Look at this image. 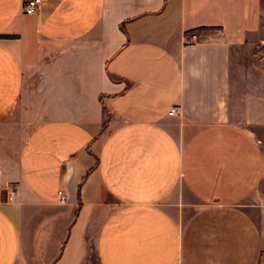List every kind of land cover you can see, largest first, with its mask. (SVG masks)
Here are the masks:
<instances>
[{
	"label": "crops",
	"instance_id": "crops-1",
	"mask_svg": "<svg viewBox=\"0 0 264 264\" xmlns=\"http://www.w3.org/2000/svg\"><path fill=\"white\" fill-rule=\"evenodd\" d=\"M23 2L0 0V264H262L264 0Z\"/></svg>",
	"mask_w": 264,
	"mask_h": 264
},
{
	"label": "built area",
	"instance_id": "built-area-1",
	"mask_svg": "<svg viewBox=\"0 0 264 264\" xmlns=\"http://www.w3.org/2000/svg\"><path fill=\"white\" fill-rule=\"evenodd\" d=\"M42 3V0H24L23 2V11L27 14H34L36 13L40 5ZM193 39H196V35H192ZM65 197H62V200H64Z\"/></svg>",
	"mask_w": 264,
	"mask_h": 264
},
{
	"label": "rangeland",
	"instance_id": "rangeland-1",
	"mask_svg": "<svg viewBox=\"0 0 264 264\" xmlns=\"http://www.w3.org/2000/svg\"><path fill=\"white\" fill-rule=\"evenodd\" d=\"M257 221L260 223V227L262 229L263 232V236H264V215L262 216H256ZM262 264H264V257H263V261Z\"/></svg>",
	"mask_w": 264,
	"mask_h": 264
}]
</instances>
